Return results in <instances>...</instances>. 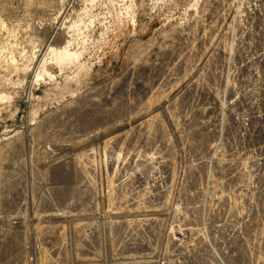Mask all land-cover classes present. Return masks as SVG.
<instances>
[{
  "label": "rangeland",
  "instance_id": "1",
  "mask_svg": "<svg viewBox=\"0 0 264 264\" xmlns=\"http://www.w3.org/2000/svg\"><path fill=\"white\" fill-rule=\"evenodd\" d=\"M158 258L264 264V0H0V264Z\"/></svg>",
  "mask_w": 264,
  "mask_h": 264
},
{
  "label": "built area",
  "instance_id": "2",
  "mask_svg": "<svg viewBox=\"0 0 264 264\" xmlns=\"http://www.w3.org/2000/svg\"><path fill=\"white\" fill-rule=\"evenodd\" d=\"M148 259H145L144 261H142L141 263L143 264H166L165 260L164 259H157V260H148ZM159 260V261H158ZM147 261V262H146Z\"/></svg>",
  "mask_w": 264,
  "mask_h": 264
},
{
  "label": "bare ground",
  "instance_id": "3",
  "mask_svg": "<svg viewBox=\"0 0 264 264\" xmlns=\"http://www.w3.org/2000/svg\"><path fill=\"white\" fill-rule=\"evenodd\" d=\"M70 8V7H69ZM61 22H62V20L60 21V23L59 24H61ZM41 61V60H40ZM39 75V74H38ZM35 77V76H34ZM34 79V78H33ZM39 79V78H38ZM35 80V79H34ZM154 259V258H153ZM158 259H161V258H158ZM163 259V258H162ZM148 260H150V259H148ZM152 260V259H151ZM165 260V262H166V264H175V263H173L174 261H171V260H166V259H164ZM159 261V260H158Z\"/></svg>",
  "mask_w": 264,
  "mask_h": 264
}]
</instances>
